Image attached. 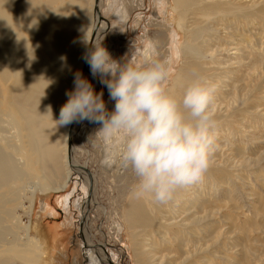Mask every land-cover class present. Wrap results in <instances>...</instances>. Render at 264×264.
Instances as JSON below:
<instances>
[{"label":"bare ground","instance_id":"1","mask_svg":"<svg viewBox=\"0 0 264 264\" xmlns=\"http://www.w3.org/2000/svg\"><path fill=\"white\" fill-rule=\"evenodd\" d=\"M99 1L101 0H97L95 11L98 12L96 16L102 19L99 15ZM94 2L95 0H0V264L52 263L43 242H39L37 238L30 239L28 234L32 228L31 219L39 188L40 193L45 194L49 191H61L68 186L72 173L76 170L87 185L91 186L89 205L98 208L94 193L98 178L95 173L89 172L87 166H78L74 157V145L70 143V138H74L72 130L69 135L71 124L56 123L60 110L69 97L67 93L75 90V74L79 72L83 76L92 75L87 68L85 56L99 36L96 29L94 33L90 31L89 21L93 17ZM159 9L161 13L169 10L166 13L170 18L168 25L163 26L164 45L166 48L171 44L173 46L159 60L167 59L172 64L167 86L170 94L179 97L197 76L205 77L216 85L217 100L225 95L224 90L229 86L224 85V80L229 79V76L235 78V74L243 75L242 72L248 69L258 71L254 76L258 74L259 80H262L264 42L254 44L253 36L248 34L245 38L243 32L246 33L247 28L255 22H258L257 26H261L264 32V0H171L169 8L159 6ZM124 17L127 23L128 18ZM176 29L182 34L181 43L176 34L170 36ZM159 40L156 39V45ZM240 40L244 43H240ZM248 48L250 51H246ZM179 60L178 74L173 76ZM238 67L241 69L236 70ZM98 78L99 76H95V80ZM98 83L100 89L101 84ZM97 87L95 84L96 93ZM244 87L245 85L240 87L234 84L232 93L227 90L229 96H225L220 104L214 103L213 114L219 137L227 143H230L229 136H236L235 131H231L229 127L239 123L237 118L247 115L256 119L258 116L254 114L258 107L249 106L248 99L245 100V108L240 107L237 94ZM49 107L52 116L48 115ZM4 123L14 130V143H8V138L1 134ZM60 133L64 135L62 141L56 139ZM60 143L63 148H60ZM116 153L118 154L110 153L112 155L106 159V165L112 166L118 159L115 167L118 171L115 172H121L124 167ZM68 157L72 158L71 162ZM213 158L208 171L199 182L201 189L208 184L211 191L222 184L228 186L233 178L231 164L220 161L216 163ZM35 178L39 180L38 188L29 184ZM135 184L136 181L131 184L130 189L127 187L125 202L121 205L119 214L132 234L133 251L138 264H158L155 259L160 248L163 245L169 246L172 238L177 241L191 230L194 235L206 230L202 227L203 224L194 230L188 221H176V216L187 211L179 209L182 201H189L187 187L178 190L171 201L161 204L155 202L150 195L137 196ZM203 204L201 203L202 206ZM85 206L81 207L84 208L83 219L86 223L82 228L89 264H115L116 254L107 247L108 242L94 244L96 233L90 230L87 214L90 209ZM214 208L210 207L212 214ZM101 211L108 215L107 209L102 208ZM24 215L29 218L25 226L22 225ZM202 220L204 218H199V221ZM117 228L119 231L122 229L120 225ZM20 229L25 237L19 234ZM101 235L107 239L110 233ZM53 239L54 244H57L56 235ZM192 246L194 247L193 243ZM180 247L178 244L176 248Z\"/></svg>","mask_w":264,"mask_h":264},{"label":"rangeland","instance_id":"2","mask_svg":"<svg viewBox=\"0 0 264 264\" xmlns=\"http://www.w3.org/2000/svg\"><path fill=\"white\" fill-rule=\"evenodd\" d=\"M170 1L162 0L159 3V0H101L98 3L99 6L101 4L100 7L98 6L100 8L99 15L102 17L100 19L99 16H96L98 12L95 11L97 4V0H95L93 17L89 24L90 31L92 33L96 30L99 31V36L93 45L95 42H102L112 58L121 63L125 59L131 58L147 63L163 58L166 50L171 49L173 45L171 44L167 48L164 45L163 26L168 25L170 18L166 16V13H169V10L161 13L159 6L167 9ZM124 16L128 18L127 23H125ZM256 23L258 22L248 27L246 33L242 32L245 34V38L248 34L253 36V43L260 45L261 42H264V32L261 30L262 27L257 26ZM174 34L178 36L179 43H181L182 34L180 31L176 29L174 33H170V36L172 37ZM156 39L157 41L161 39L157 45ZM242 40L239 42L244 43ZM243 48L246 49L244 44ZM82 49L81 47V54L83 53ZM248 50L249 48L246 51ZM149 56L151 57L148 60ZM87 68L90 70L89 65ZM179 68L180 60L177 62L173 76L178 74ZM240 69L241 67L236 68V70ZM257 72L245 69L242 72L243 75L237 73L235 78L229 76V79L224 80V85L229 86L224 90L225 95L219 97L221 100L215 99V103L220 104L225 96H229L227 90L232 93L234 84L240 87L245 85L244 89H240L241 92L237 94L240 107L245 108L246 99L248 102L250 101L249 106L258 107L254 110V114L258 115L256 119L244 115L237 118L239 123L229 127L236 133V136L228 137L230 143L220 139L218 133L219 147L213 155V160L216 163L220 161L223 164H231L233 178H231L230 184L216 186L217 189L213 191L210 190L209 184L202 189L199 183L188 186L189 201H182L179 208L187 211L181 216H176L177 222L188 221L194 230L201 224L206 230L195 235L191 230L187 234H183L185 237L180 236L181 239L177 241L172 238V245H165L166 247L163 245L160 248V256H156V263L264 264V75L262 80H259L258 74L256 77L254 76V73ZM83 77L92 84L93 88L95 84L96 87L98 86L97 94L103 92L107 110L109 112L114 110L115 101L110 99L108 89L101 82L100 76L97 80L91 74H85ZM98 82L101 84L100 89ZM70 85L72 86V84ZM72 123L69 135L72 130L74 138H70V143H73L75 148V160L79 163L78 166H87L89 172L95 173L98 178L97 185L94 187L98 208L89 205L91 186H88L86 180L74 170L75 172L73 171L71 180L65 189L57 192L49 191L45 194L40 193L41 189L39 188L31 219L32 228L28 232L29 238H37L39 242H43V247L46 248L50 259H52L50 260L52 263L49 264H89L86 254L87 247L83 239L84 228H82L86 223L83 219L84 212L82 210L84 208L81 207L86 205L90 209V212H87L90 230L96 233L94 244L108 242L107 247L116 254L115 264H138L133 251L132 234L119 214L121 205L123 206L125 202L126 190L131 188V184L136 181V178L131 170L126 168L121 169L122 173L115 172L118 171L115 168L118 159L113 162L112 166L106 165L108 163L106 159L112 155L110 153L118 152L116 149H118L120 141L111 142L106 146L100 138L95 136L101 127L100 124L88 119ZM2 130L1 134L5 135L6 139L8 138V143H14L12 127L4 123ZM238 130H243V132L238 133ZM63 138L64 135L60 133L56 139L62 141ZM60 145V148H63V144L60 143ZM68 158L71 162L72 158ZM79 169L81 171V167ZM29 184L38 188L39 180L35 178V180L29 181ZM196 195L197 197H195ZM201 203H204L203 206ZM100 206L108 210L107 216L103 214ZM213 206L215 208L212 214L210 207ZM199 218H204V220L199 221ZM22 221V225L25 226L29 222V218L24 215ZM119 225L122 227L120 231L117 228ZM109 233L110 238H102L101 234ZM19 234L21 237H25L22 229L19 230ZM54 235L57 236V244H54ZM178 244L181 245L180 249L176 248ZM185 247L187 249H184Z\"/></svg>","mask_w":264,"mask_h":264},{"label":"clouds","instance_id":"3","mask_svg":"<svg viewBox=\"0 0 264 264\" xmlns=\"http://www.w3.org/2000/svg\"><path fill=\"white\" fill-rule=\"evenodd\" d=\"M85 62L107 87L114 110H107L103 92L97 94L78 72L75 90L67 93L56 123L88 119L101 125L95 136L106 146L119 140V160L135 176L137 196L150 195L164 204L178 190L199 183L219 147L213 114L216 85L197 76L177 97L167 87L170 60L131 58L121 63L102 42L93 45Z\"/></svg>","mask_w":264,"mask_h":264},{"label":"water","instance_id":"4","mask_svg":"<svg viewBox=\"0 0 264 264\" xmlns=\"http://www.w3.org/2000/svg\"><path fill=\"white\" fill-rule=\"evenodd\" d=\"M71 125H73V123Z\"/></svg>","mask_w":264,"mask_h":264}]
</instances>
